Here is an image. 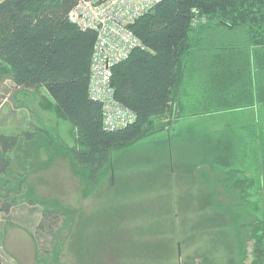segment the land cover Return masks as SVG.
Segmentation results:
<instances>
[{"label":"trees","instance_id":"16d2710c","mask_svg":"<svg viewBox=\"0 0 264 264\" xmlns=\"http://www.w3.org/2000/svg\"><path fill=\"white\" fill-rule=\"evenodd\" d=\"M78 1L0 0V80L9 78L21 91L46 89L38 107L54 119L48 124L39 118L19 135L0 134V209L20 200L40 206L51 218L46 224L62 219L51 258L73 235L77 209L38 198L32 185L24 190L41 150L46 165L65 155L85 190L93 191L106 175L116 178L127 168L123 154L164 131L156 140L168 146L172 177L179 165L178 173L197 179L196 189L212 209L224 211L239 233L250 229L252 264H264V0H161L138 17L130 28L142 45L114 65L110 77L112 101L135 119L116 129L106 128L104 103L91 92L97 32L69 19ZM68 123L73 144L60 129ZM198 141L199 153L189 150ZM17 146L31 163L12 177L14 157L7 152ZM108 189L106 207L118 201V187L116 194ZM88 236L105 242L84 231L80 246ZM232 253L239 262L231 257L229 264H246L244 242Z\"/></svg>","mask_w":264,"mask_h":264},{"label":"rangeland","instance_id":"374dc122","mask_svg":"<svg viewBox=\"0 0 264 264\" xmlns=\"http://www.w3.org/2000/svg\"><path fill=\"white\" fill-rule=\"evenodd\" d=\"M44 94L48 95L46 89L40 93L34 88L21 91L9 78L1 79L0 134L19 135L28 125H37L39 118L54 123L53 115L38 107L40 95ZM25 102L27 106L21 107ZM67 128L70 129L69 123L60 127L62 136L73 144ZM156 135L164 138L165 132ZM156 138H146L119 154L126 158L123 163L127 168L119 171L116 178L106 175L93 191L85 190L86 185L72 172L65 155L55 156L46 165L48 155L41 150L38 165L29 172L24 190L32 185L38 198L77 209L73 214V235L58 249L57 259L55 253L49 258L62 219L46 224L51 218L45 219L40 206L17 200L8 211L0 209V264H229L231 257L239 262L232 251L243 242L247 251L245 263L252 264L254 240L247 237L250 229L245 227L239 233L232 221L225 219L224 211L212 209L211 202H205V192L199 194L196 189L197 179L189 173H178L179 165L172 177L168 146ZM191 145L189 150L199 153L196 145L201 143ZM21 147H10L7 152V156L14 157L12 177L22 172V164L31 163ZM192 166L193 163L188 168ZM153 176L156 181L151 180ZM161 182L164 185L158 186ZM108 187L110 194L117 191L118 201L106 207ZM221 200L227 202L224 196ZM84 231L88 235L94 231L105 242L96 243L88 236L80 246L77 237H84ZM39 255L48 259L40 261Z\"/></svg>","mask_w":264,"mask_h":264},{"label":"built area","instance_id":"2783aa9c","mask_svg":"<svg viewBox=\"0 0 264 264\" xmlns=\"http://www.w3.org/2000/svg\"><path fill=\"white\" fill-rule=\"evenodd\" d=\"M161 0H79L69 19L83 29H94L97 40L92 54L91 92L104 103V124L116 129L131 123L135 114L111 99L112 67L142 45L130 25Z\"/></svg>","mask_w":264,"mask_h":264}]
</instances>
